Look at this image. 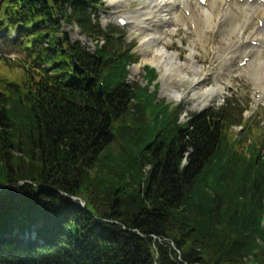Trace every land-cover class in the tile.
<instances>
[{
  "label": "trees",
  "instance_id": "obj_1",
  "mask_svg": "<svg viewBox=\"0 0 264 264\" xmlns=\"http://www.w3.org/2000/svg\"><path fill=\"white\" fill-rule=\"evenodd\" d=\"M100 9L0 0L23 75L0 78V264H264V127L229 103L181 123Z\"/></svg>",
  "mask_w": 264,
  "mask_h": 264
},
{
  "label": "rangeland",
  "instance_id": "obj_2",
  "mask_svg": "<svg viewBox=\"0 0 264 264\" xmlns=\"http://www.w3.org/2000/svg\"><path fill=\"white\" fill-rule=\"evenodd\" d=\"M102 1L103 9H100L99 12L101 27L105 29L109 26H113L122 30L123 39L127 44L134 46V53L138 57V63L130 66L128 69V82L145 86V80L143 78L145 74L144 68L147 66L155 68L157 78L153 86L150 87V92H155L158 101H163L173 106H180L183 109L180 116L181 123L184 122L190 114L199 113L206 108L217 110L221 106H224L225 103H229L233 109L242 112V117L246 122H251L252 125L258 122L264 127V102L255 101L253 79L248 77L244 71L234 72L229 78L222 77V79H219V77H215L218 73L226 74L225 71L228 69L227 67H230L229 62H225L222 66L220 64L222 60H219L221 57L217 55V58H214V53L207 45L199 46L195 38L185 30L188 28L187 26L184 27L179 23L175 28H172V31H167V28L159 26L156 31L162 33L161 36L164 38L163 42L166 45L165 47H167L170 52L178 53L179 61L182 62L189 60L187 59V55L190 53L189 49L192 43L195 42V53L193 57L202 65L204 69L203 74H205V76L200 79L198 86H195V83L191 81L193 72L190 68H179L187 74V78L184 80L177 78V73H173L174 75L172 73H167L162 63H158L159 69H156V64L154 62L155 57L152 54L150 46L145 45L146 42H142V37L144 35H151L154 34V32L152 29L146 33L138 31L143 19L139 13L142 7L141 0ZM121 19L126 23L125 26L120 25L119 20ZM63 30L72 41L78 42L81 48L88 52L94 51V43L80 35L75 25H65ZM2 33L3 32L0 31V78H4L7 81L21 82L23 80V75L18 64L20 50L12 43L13 41H9V36H2ZM238 66L243 67L244 65L239 63ZM215 78H217L216 82ZM226 79L230 81L229 84H227ZM213 84L214 86L215 84L221 86L222 96L218 101L206 104L203 93L205 90L211 89ZM174 95H179L180 100L174 97ZM236 128V131L241 129V127Z\"/></svg>",
  "mask_w": 264,
  "mask_h": 264
},
{
  "label": "bare ground",
  "instance_id": "obj_3",
  "mask_svg": "<svg viewBox=\"0 0 264 264\" xmlns=\"http://www.w3.org/2000/svg\"><path fill=\"white\" fill-rule=\"evenodd\" d=\"M141 1L139 13L143 19L138 31L146 33L152 29L154 32L144 35L142 42L150 46L157 70V64L162 63L167 73H177V78L184 80L187 74L179 68H190L193 72L191 81L195 86L205 76L202 65L193 57L195 42L189 49V60L182 62L179 61L178 53L170 52L165 47L162 33L156 31L159 26L172 31L180 23L188 27L185 30L195 38L199 46L207 45L214 53V58L217 55L221 57L218 59L222 60V66L229 62L226 74L218 73L215 77L229 78L234 72L244 71L253 79L255 101L264 102V1L205 0L204 4L197 0ZM243 61L245 65L239 67L238 64ZM217 84L203 93L206 104L221 98V86ZM174 97L180 100L179 95Z\"/></svg>",
  "mask_w": 264,
  "mask_h": 264
},
{
  "label": "water",
  "instance_id": "obj_4",
  "mask_svg": "<svg viewBox=\"0 0 264 264\" xmlns=\"http://www.w3.org/2000/svg\"><path fill=\"white\" fill-rule=\"evenodd\" d=\"M71 64H72L73 66H76V63L74 62L73 58H71ZM72 200H73V201H76V198H72Z\"/></svg>",
  "mask_w": 264,
  "mask_h": 264
}]
</instances>
